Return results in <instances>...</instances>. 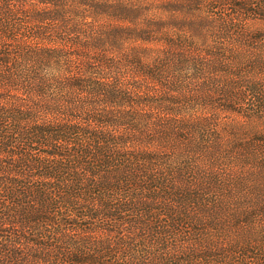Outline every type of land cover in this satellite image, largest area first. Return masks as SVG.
Instances as JSON below:
<instances>
[{
	"label": "trees",
	"instance_id": "obj_1",
	"mask_svg": "<svg viewBox=\"0 0 264 264\" xmlns=\"http://www.w3.org/2000/svg\"><path fill=\"white\" fill-rule=\"evenodd\" d=\"M0 264H264V0H0Z\"/></svg>",
	"mask_w": 264,
	"mask_h": 264
}]
</instances>
